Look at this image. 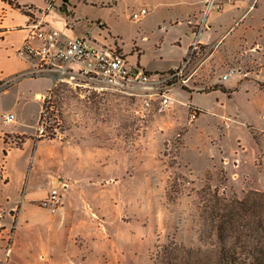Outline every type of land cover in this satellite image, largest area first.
Returning <instances> with one entry per match:
<instances>
[{
  "label": "rangeland",
  "instance_id": "rangeland-1",
  "mask_svg": "<svg viewBox=\"0 0 264 264\" xmlns=\"http://www.w3.org/2000/svg\"><path fill=\"white\" fill-rule=\"evenodd\" d=\"M22 1L40 10L44 0ZM62 1L72 8L83 3ZM87 1L86 8L75 9V29L115 44L153 74L180 65L198 38L207 44H198L187 84L171 93L162 111L144 109L136 93L81 78L79 65H73V77L59 80L52 96L44 92L49 80L42 76L17 87H10L16 78L4 80L0 91L10 88L0 92V127L17 124L3 123L12 109L24 133L14 137L16 145L33 136L20 151L7 138L12 173L0 176L7 183L0 202L17 204L11 216L21 205L28 221L19 232L21 250L7 264H153L157 247L168 240L192 248L215 242L205 218L213 195L235 200L264 192V0ZM142 7L147 15L131 19ZM205 16L212 28L198 33L194 20ZM217 87L228 93L213 91ZM36 91L42 95L35 97ZM49 97L57 106L44 127L56 121L53 133L67 144L34 143L39 110ZM50 174L70 185L63 191L54 181L65 216L40 204ZM12 231L0 239L2 261Z\"/></svg>",
  "mask_w": 264,
  "mask_h": 264
},
{
  "label": "built area",
  "instance_id": "built-area-1",
  "mask_svg": "<svg viewBox=\"0 0 264 264\" xmlns=\"http://www.w3.org/2000/svg\"><path fill=\"white\" fill-rule=\"evenodd\" d=\"M35 11L30 10L32 17L28 34L16 51L17 56L31 62V76L53 75L56 84L59 80H64V76L73 77L75 75L73 65H79L77 75L81 78L103 84L114 91L136 93L143 97L144 109L155 107L162 111L169 106L171 93L187 84L190 75L187 68L193 55L199 51V42L196 41L191 46L190 55L180 65L166 72L153 74L142 69L137 63H131L115 44H101L87 36L64 41L58 30L46 26L40 17L35 16L37 13ZM147 13V9L142 7L132 13L131 19L138 21ZM73 23L71 19L67 26ZM205 28L204 23L199 24L198 33ZM233 74L234 71L231 70L221 78L227 80ZM196 113L193 112V119L196 118ZM2 120L4 124L16 121L13 113L4 114ZM43 131V125H39L38 132L41 134ZM11 144L16 145L15 141ZM62 187L65 188L64 185ZM40 204L55 212L61 206L60 192L53 188Z\"/></svg>",
  "mask_w": 264,
  "mask_h": 264
},
{
  "label": "crops",
  "instance_id": "crops-1",
  "mask_svg": "<svg viewBox=\"0 0 264 264\" xmlns=\"http://www.w3.org/2000/svg\"><path fill=\"white\" fill-rule=\"evenodd\" d=\"M9 1H12L14 5L9 3ZM82 2H83L82 4H78V6H75L74 8H72L68 3L67 4L63 3L62 0H44L40 4V6H38L37 8L40 10L35 11L38 13V14L35 13V16L40 17L42 22H44L46 26H49V27H52L58 30L62 34V39L68 42L76 37L85 36L82 34L81 30L75 29V24L77 23V20H78L75 17L76 16L75 9H82V7L84 9L86 8V5L88 4L87 0H83ZM204 2H207V0H204ZM85 3L86 5H83ZM27 5L28 3L23 2L22 0H0V90L3 84L6 82L4 81L5 79H8V78L17 79L12 85H10V87L19 86L24 79H32L31 62L23 58H20L19 56L16 55V51L21 47V45L23 44L28 34L29 25L31 22L32 15L29 13L27 14L25 11H23V7ZM33 9L35 10V8ZM57 9L58 10L62 9L63 12L60 11L59 13ZM71 19L74 21L73 25L67 26V24L71 21ZM187 22L189 25L193 24L191 20H188ZM201 23L205 24L206 30H210L212 28V25L207 23L206 16L203 19L194 20V26L198 27L199 24ZM196 41L201 44H207L206 42H202L199 38ZM100 43L111 45L106 42H100ZM189 47H190V44L188 45V48ZM138 62H139V59H138ZM42 77L47 78V80H49L45 88V91H44V92H47L54 86L56 79L54 78L53 75H44ZM10 87L0 92L7 93ZM38 95H42V92L36 91L34 96L36 97ZM41 108L42 107H40L38 118L42 110ZM4 113H13L15 115V119L17 118V115L14 113L12 109H8ZM15 122L17 123L16 125L12 127H8L6 129H3L2 127H0V157H1V152L3 153L4 149H6L7 151V155L5 157L2 156V158L0 159V176H2V178H5V176L8 175V173L9 174L12 173L10 170V167H8L9 166L8 162H9L12 151L8 149L7 147L8 143L4 142V137L6 136V138H8V136H11L9 140L10 142H12L15 139L14 138L15 136H24L23 131L20 129L21 123L19 122V120L17 121V119ZM30 137H33V136L25 137L24 142L22 143L21 146H23L25 143V140H29ZM41 141H44V140H40V141L34 140V143L38 144ZM46 141L59 142L63 144L66 143L64 141H60L57 139L46 140ZM14 150L20 151V149H17V147ZM24 176L25 174L24 172H22L21 182H24ZM64 179H67V178H63V176H61L60 174H50V184H49L50 187L45 190L44 196H46L52 190V188L54 187L55 180H57L59 187L66 184L65 186L66 188H63V191H66L65 189H68L70 185L68 184V182H65ZM5 186H7V183L5 184L0 183V192H2ZM0 200H1V195H0ZM7 206H5V204H2L0 202V239L5 240L6 237L9 235V233H11V228H13V231H12L13 237L11 239L10 246L6 249L4 253L5 259L2 261V258H0V263L3 262V264H7L9 260L12 262V259L14 261V259L17 258V254L21 250L19 232H20L22 225H24L25 223L27 224L28 222L26 219L27 217L22 216L23 213L25 212V208H23L21 211L22 207L20 205L17 215L11 216L12 212H15V208L17 207V204L15 203L9 208H7ZM85 208L87 210V207ZM65 211L66 210L64 209V199H63L62 205L55 212L60 213L62 216H65L66 215ZM13 217H14V220H13ZM62 222H65V218L62 219ZM14 253L16 254L14 255ZM42 259H44L43 256L42 258L40 256H37L36 261H41Z\"/></svg>",
  "mask_w": 264,
  "mask_h": 264
},
{
  "label": "trees",
  "instance_id": "trees-1",
  "mask_svg": "<svg viewBox=\"0 0 264 264\" xmlns=\"http://www.w3.org/2000/svg\"><path fill=\"white\" fill-rule=\"evenodd\" d=\"M9 3L14 5L12 1ZM30 10H33L30 6L23 7L27 14H31ZM59 84L56 83L48 90L51 96L58 90ZM216 90L228 93L222 87L214 88L213 91ZM56 106L51 97L44 99L39 125L45 126L47 113ZM55 122L44 127V131L35 140H55ZM4 142L7 143L6 136ZM23 142L21 140L16 147H21ZM6 155L4 149L3 156ZM205 213L208 228L215 231L214 243L192 248L168 240L157 247L155 257L152 258L153 264H264V192H249L244 198L235 200H227L215 194L207 201Z\"/></svg>",
  "mask_w": 264,
  "mask_h": 264
}]
</instances>
